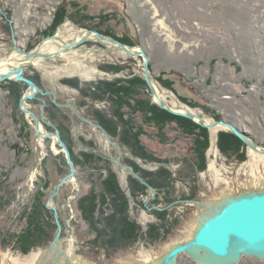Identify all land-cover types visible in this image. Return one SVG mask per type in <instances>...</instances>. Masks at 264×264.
<instances>
[{
  "label": "rangeland",
  "instance_id": "1",
  "mask_svg": "<svg viewBox=\"0 0 264 264\" xmlns=\"http://www.w3.org/2000/svg\"><path fill=\"white\" fill-rule=\"evenodd\" d=\"M61 7L68 10L69 17L53 31L55 14ZM84 15L90 18L83 19ZM96 28L107 30L119 38H128L133 44L128 46L144 49L150 59L151 78L171 107H188L212 122L224 119L245 132L246 138L257 147L264 148V0H0V59L17 57L13 56L17 52L12 51L13 35L20 47L32 52L48 37L57 35L66 43H72L81 31H97ZM50 47L61 49L57 43H50ZM110 47L91 40L59 58H40L24 65V75L33 78L43 91L52 90L55 82L58 102L76 106L80 99L79 91L64 84V80L93 82L125 78L130 74L144 77L143 58H133ZM44 53L50 54V50ZM104 65H118L124 70L113 74L103 71L101 67ZM158 79L168 82L172 88L162 85ZM24 91L23 86L13 85L11 80L0 83L2 264H7L10 256L24 260L40 251L42 247L27 255L22 254L17 237L28 227V217L37 204L41 187L49 181L50 195L68 171L59 147H52V140L45 141L46 152L37 146L33 122L19 107V95ZM44 102L47 123L59 131L61 128L68 130L66 133L78 155L91 151L82 142L83 138L95 143L97 153L109 159L115 157V150L102 131L82 123L67 108L60 113L50 97L38 95L28 102V106L39 115L40 105ZM96 107L105 109L106 105L97 104ZM81 112L88 116L86 108ZM47 123H43L45 129L52 132ZM146 130L149 136L144 138V143L149 151L156 158L170 162L164 164L135 158L128 149L124 150L122 160L132 159L150 172L167 167L174 179L168 189L156 190L155 193L148 189L146 194H138L135 198L129 172L113 163L111 169L129 198L131 217L143 231L151 224H160L154 207L158 211L167 210L169 223L178 221V224L166 240L151 243L144 237L132 248L118 253L102 248V240L94 242L98 232L83 215L80 200L100 186L101 175L106 172L82 165L77 170L78 195L77 184L63 186L58 211L63 225L64 249L72 252L77 247L78 256L89 264H118L125 260L148 262L160 257L166 246L186 241L196 226L198 213L196 207L180 201L191 193V188L193 191L195 184L199 186L197 200L201 198L204 201L207 200L203 193L210 199H218L231 193L236 186L251 185V181H255L252 186H264V156H255L242 140L241 155L223 154L218 146L219 134L231 132L222 127L216 133L209 130L211 143L207 151V169L196 174L195 179L186 174L190 139L170 127L167 143L160 144L156 132L150 127ZM213 163L216 170L211 169ZM169 197L175 201L167 205ZM155 199L157 202L154 204ZM41 217L46 231L54 237L56 222L45 213ZM179 264L196 263L182 256ZM238 264L264 262L244 257Z\"/></svg>",
  "mask_w": 264,
  "mask_h": 264
},
{
  "label": "trees",
  "instance_id": "2",
  "mask_svg": "<svg viewBox=\"0 0 264 264\" xmlns=\"http://www.w3.org/2000/svg\"><path fill=\"white\" fill-rule=\"evenodd\" d=\"M66 17H69L68 10L65 7L59 8L55 14L53 31L64 22ZM82 18L88 19L90 17L84 15ZM96 29L103 35L113 36L127 45H133L128 38H119L107 30ZM101 69L113 74H118L124 70L123 67L118 65H104ZM158 81L162 85L172 88L171 85H168V82L162 79H158ZM11 82L18 87L23 86L25 91L28 88L27 85ZM63 83L79 91L80 99L76 106L80 110L83 108L88 110V116H84L86 118L91 117V119H88L101 125L113 141L117 142L123 150L128 149L135 158L168 164L170 160L156 158L149 151L144 143V138L149 136L146 127H150L156 132L155 135L159 138V143L166 144L168 141V128L171 127L190 139V156L186 160L188 163L187 176L195 179L196 174L207 169V151L211 143L209 130L188 118L161 109L153 103L152 95L142 75L132 76L130 74L125 78L93 82H81L79 79H73L64 80ZM23 94L19 95L20 98ZM97 104H104L106 108H98L96 107ZM55 108L57 107L55 106ZM57 109L60 113L65 112L63 109ZM66 131L68 130L61 128L60 134L70 149L76 169L78 170L80 166L84 165L99 172H106L101 175L100 186L92 189L86 197L80 200L83 215L98 232L94 242L102 240L104 245L100 244L102 248L118 253L132 248L144 237L151 243L166 240L178 221L169 223L167 210H155L154 212L160 220V224H151L146 231H143L141 225L130 215L129 198L121 188L117 174L111 169V159L97 153L95 143L83 138L81 139L82 142L88 145L91 151H83L78 155ZM241 144H243L242 141L232 133L221 132L219 134L218 146L223 154L228 156L239 155ZM60 156L68 168L66 173L68 174L69 167L66 158L63 153H60ZM243 158H245L244 155ZM122 162L131 165L156 190H167L168 186L174 181L173 173L167 167L162 166L156 172H150L143 170L132 159H123ZM129 180L133 197L137 198L138 194H146L148 187L131 175H129ZM49 189V181H46L38 191L37 204L28 217V227L17 237L19 249L24 255L29 254L33 249L47 245L53 238L46 231L41 217L45 213L55 223L54 213L46 208ZM198 192L199 186L195 184L193 191L191 188V193L184 196V199H195ZM174 201L172 197L166 200L167 205ZM156 202L155 199L154 204ZM97 226L99 227L97 228ZM53 227H55L56 232V223Z\"/></svg>",
  "mask_w": 264,
  "mask_h": 264
},
{
  "label": "water",
  "instance_id": "3",
  "mask_svg": "<svg viewBox=\"0 0 264 264\" xmlns=\"http://www.w3.org/2000/svg\"><path fill=\"white\" fill-rule=\"evenodd\" d=\"M91 34H94L97 40L111 44L114 48L121 50L130 57L143 58L144 79L152 95L153 103L157 104L161 109L167 110L174 115L188 118L208 130L220 126L237 136L250 149L257 150V144L249 138H246L245 132L224 119L214 121L212 124H206L205 118L196 112L189 111L187 113H181L167 106L165 101L157 94L150 74V59L142 47H140V51L132 52L131 49L134 48L133 46H128L115 38L107 37L98 31L87 30L88 38ZM52 37L53 36L48 38ZM88 41L91 40L82 38L72 43H65L63 48L53 55L45 53L36 54V51L26 52L18 45L13 35L12 42L14 44V49L12 51H19L30 59L36 56H40L43 59H56L71 50H76ZM12 76H15V79H11ZM8 80L24 83L30 89V93L21 97L19 107L21 112L32 120L35 135L37 137L42 136L40 133V123H47V117L45 115L46 103L44 102L40 105L39 115L29 107H25V105H28L29 101L35 100L39 94L50 97L51 102L57 108L69 109L80 121L91 125L96 130L102 131L108 143L115 150V157L111 159L112 163L128 171L131 176L148 187L153 193L156 192V189L149 185L131 165L122 162V157L124 155L123 148L117 142L113 141L111 136L101 125L86 118L77 106L70 103L58 102V87L55 82H53L52 90L43 91L34 80L24 75L23 65H20V67L0 77V83ZM48 125L53 131L49 132L44 138H56V145L59 147L60 153H63L66 158L69 173L54 186L46 202V208L54 213L57 231L53 239L40 249V256L35 264H74L64 249L65 238L63 237V225L59 219L58 205L60 192L63 186L69 184L71 180H75L78 188V195L80 185L77 177V169L72 160L68 145L63 140L59 129L51 124ZM257 153L263 154L264 152L258 150ZM77 195L71 198V200H74ZM153 198L154 197L150 199ZM188 202L197 206L198 213V220L190 238L183 242H175L160 257L148 261L147 263L141 260H125L118 262V264H179V260L182 256L191 258L196 264H238L244 257L255 258L264 262V186L255 187L248 185L246 187H237L233 189L231 193L222 195L218 199ZM154 209L159 210L156 207H154ZM77 251L78 248L76 247V254Z\"/></svg>",
  "mask_w": 264,
  "mask_h": 264
},
{
  "label": "bare ground",
  "instance_id": "4",
  "mask_svg": "<svg viewBox=\"0 0 264 264\" xmlns=\"http://www.w3.org/2000/svg\"><path fill=\"white\" fill-rule=\"evenodd\" d=\"M61 34V33H60ZM82 38H87L88 40H96V41H100V40H97V38H96V36L94 35V34H91L90 36H89V38L87 37V31L86 30H83V31H81L78 35H77V39L76 40H80V39H82ZM75 40V41H76ZM100 42H102V43H105L104 41H100ZM50 43H57V44H60L61 45V49L63 48V46H64V44L66 43L64 40H62L61 38H60V36H57V35H54L52 38H48V39H46V40H44L42 43H40V45L37 47V49L36 50H34L33 52H35L36 54H43L44 53V51H46L47 49H49L50 50V55H53V54H55L56 52H59L61 49H55V48H51L50 47ZM107 46H111V47H114V46H112L111 44H108V43H105ZM72 51V50H71ZM131 51L132 52H138V51H140V47H134V48H132L131 49ZM17 53L16 54H13V56L15 55V56H17L15 59H13V58H7V59H0V77L1 76H3V75H5V74H7V73H9V72H11V71H13L15 68H18V67H20V65H26V64H29V63H32V62H35L37 59H40L41 57L40 56H36V57H34V58H27L26 56H24L23 54H21L19 51H16ZM70 52V51H69ZM68 52V53H69ZM49 54V53H48ZM64 55V54H63ZM62 55V56H63ZM133 58H136V57H133ZM16 62V64H13V62ZM11 79H15V76H12L11 77ZM154 86H155V89H156V91H157V94L159 95V97L161 98V99H163L164 101H165V104L167 105V106H169L170 108H172V109H174V110H176V111H178V112H181V113H187V112H189V111H191L188 107H184V106H173L172 105V107L170 106V103L168 104L167 103V100H166V98L163 96V93H162V91L158 88V86L157 85H155L154 84ZM28 93H30V89L28 88V90L26 91V93L25 94H28ZM24 94V95H25ZM39 95V94H38ZM37 95V96H38ZM44 97H47V96H44ZM25 107H29L27 104L25 105ZM194 112V111H193ZM43 123L44 122H41L40 123V133L42 134V136L41 137H37L36 136V138H37V146L38 147H40L41 148V150L43 151V152H46L47 151V147H46V143H45V141L46 140H49V139H45L44 137L49 133L46 129H45V127H44V125H43ZM205 123L206 124H212V123H214V121L212 122L211 120H209V119H207V118H205ZM220 128V126H216V127H214V128H212L211 129V131H212V133H216L217 131H218V129ZM224 129V128H223ZM50 140H52L53 141V144H52V147L54 148V149H57L56 147H58L57 145H56V138H50ZM257 147V146H256ZM257 150L255 151V150H253V149H251V152L255 155V156H261V157H263L264 156V153L263 154H259V153H257V151L259 150V151H261V152H264V150H263V148L262 147H257L256 148ZM253 158V157H252ZM256 166V165H255ZM211 169H214V170H216V168H215V166H214V163L211 165ZM263 179V182H264V176L262 177ZM70 183H74L75 185H76V182H75V180H71L70 182H69V184ZM246 183V182H245ZM249 183H250V181H249ZM252 183L254 184L255 183V181H251V185H252ZM255 185V184H254ZM237 187H239V186H236V188ZM256 187V186H255ZM76 188H77V186H76ZM194 229H195V227H194ZM193 229V230H194ZM193 230L192 231H190V233H189V238L192 236V233H193ZM74 241V240H73ZM171 247V245H168V246H166L164 249H163V252H162V254L163 253H165L169 248ZM70 250V249H69ZM66 252H67V254H68V256L70 257V259L72 260V262L74 263V264H89L84 258H82V257H80V256H78L76 253H75V249H72V252H70V251H67L66 250ZM161 254V255H162ZM39 256H40V251L39 252H37V253H34V254H32L29 258H27V259H24V260H16V259H14L12 256H10L9 257V259H8V263L7 264H35L36 262H37V260H38V258H39ZM1 259V258H0ZM145 263H147V262H145ZM0 264H2V263H0Z\"/></svg>",
  "mask_w": 264,
  "mask_h": 264
},
{
  "label": "flooded vegetation",
  "instance_id": "5",
  "mask_svg": "<svg viewBox=\"0 0 264 264\" xmlns=\"http://www.w3.org/2000/svg\"><path fill=\"white\" fill-rule=\"evenodd\" d=\"M202 195L205 196V199H206V200H209V199H210L208 194H204V193H203ZM208 198H209V199H208ZM188 201H204V200H202L201 198H199V200H197V196H196L195 199H189V200H185V199H184V200H181L180 202H184L185 204L187 203V204H189V205H191V206L197 208L196 205L191 204V203H189Z\"/></svg>",
  "mask_w": 264,
  "mask_h": 264
}]
</instances>
